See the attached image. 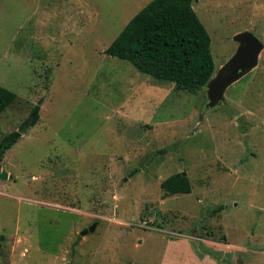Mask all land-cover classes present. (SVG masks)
I'll list each match as a JSON object with an SVG mask.
<instances>
[{
    "label": "rangeland",
    "instance_id": "1",
    "mask_svg": "<svg viewBox=\"0 0 264 264\" xmlns=\"http://www.w3.org/2000/svg\"><path fill=\"white\" fill-rule=\"evenodd\" d=\"M151 1L0 0V141L24 130L0 169V264H264V49L207 109L206 88L105 53ZM193 8L214 76L238 33L264 44V0ZM178 173L192 192L164 195Z\"/></svg>",
    "mask_w": 264,
    "mask_h": 264
},
{
    "label": "trees",
    "instance_id": "2",
    "mask_svg": "<svg viewBox=\"0 0 264 264\" xmlns=\"http://www.w3.org/2000/svg\"><path fill=\"white\" fill-rule=\"evenodd\" d=\"M194 0H152L125 27L106 50L108 56L131 63L140 73L168 82L176 89L196 93L205 89L215 74L212 39L193 8ZM16 95L0 86V115ZM42 102V101H41ZM41 102L27 120H40ZM21 139L19 131L0 141V169L7 151ZM166 196L190 194L192 184L182 173L161 183ZM219 209L223 210V207ZM4 237H0V250Z\"/></svg>",
    "mask_w": 264,
    "mask_h": 264
},
{
    "label": "water",
    "instance_id": "3",
    "mask_svg": "<svg viewBox=\"0 0 264 264\" xmlns=\"http://www.w3.org/2000/svg\"><path fill=\"white\" fill-rule=\"evenodd\" d=\"M238 48L233 57L219 70L206 86L208 104L207 109L216 108L225 102L228 88L252 72L259 62V57L264 49V44L252 33L245 31L234 37ZM24 134L22 130L21 135ZM187 177L186 173H182ZM1 178L6 179V172L1 173ZM96 225L81 233V236L94 232Z\"/></svg>",
    "mask_w": 264,
    "mask_h": 264
}]
</instances>
